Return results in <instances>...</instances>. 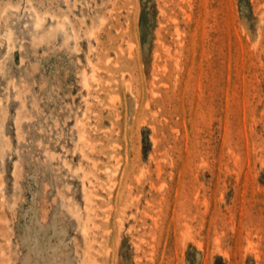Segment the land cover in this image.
<instances>
[{"label": "rangeland", "instance_id": "374dc122", "mask_svg": "<svg viewBox=\"0 0 264 264\" xmlns=\"http://www.w3.org/2000/svg\"><path fill=\"white\" fill-rule=\"evenodd\" d=\"M0 106V264H264V0H0Z\"/></svg>", "mask_w": 264, "mask_h": 264}, {"label": "bare ground", "instance_id": "6f19581e", "mask_svg": "<svg viewBox=\"0 0 264 264\" xmlns=\"http://www.w3.org/2000/svg\"><path fill=\"white\" fill-rule=\"evenodd\" d=\"M4 10H5V9H4ZM39 21H40V20H39ZM36 22H37V20H36ZM34 26H35V23H34ZM34 26H33V27H34ZM36 26H37V24H36ZM60 28H61V27H60ZM62 28H63V27H62ZM6 29H7V28H6ZM33 30H34V29H33ZM8 32H9V30H8ZM4 33H5V32H4ZM4 33H3V34H4ZM1 37H2V36H1ZM5 38H6V40L8 39L7 37H5ZM1 46H2V45H1ZM11 46H12V45H11ZM6 49H7V48H6ZM10 49H11V48H10ZM7 51H9V49H7ZM4 53H5V52H4ZM4 53H3V54H4ZM37 53H38V52H37ZM3 54H2V56H3ZM4 55H5V54H4ZM2 59H3V58H2ZM4 60H5V59H4ZM15 89H16V88H15ZM12 90H13V89H12ZM7 95H8V94H7ZM14 95H15V94H14ZM14 98H17V96L15 95ZM0 107H1V106H0ZM6 109H7V108H6ZM23 111H24V110H23ZM4 114H6V112H5ZM4 114H3V116H5ZM1 116H2V115H1ZM1 116H0V117H1ZM17 116H18V115H17ZM0 119H2V117H1ZM3 122H4V121H2V123H3ZM0 123H1V122H0ZM0 125H1V124H0ZM17 126H18V125H17ZM0 128H2V127H0ZM0 135H1V134H0ZM2 139H3V136H2ZM1 143L3 144V142H1ZM48 193H49V192H48ZM26 238H27V236H26ZM22 240H23V239H22ZM37 245H38V244H37ZM38 246H39V245H38ZM34 248H35V247H34ZM37 250H38V249H37ZM38 251H39V250H38ZM36 252H37V251H36ZM36 255H37V254H36ZM40 257H41V256H40ZM41 259H42V258H41ZM36 262H37V261H36ZM53 262H54V261H53ZM37 264H38V263H37ZM52 264H53V263H52ZM58 264H59V263H58Z\"/></svg>", "mask_w": 264, "mask_h": 264}]
</instances>
